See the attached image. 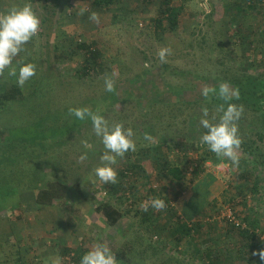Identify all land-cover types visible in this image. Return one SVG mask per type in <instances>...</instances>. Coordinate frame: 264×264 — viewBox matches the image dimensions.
<instances>
[{
	"label": "rangeland",
	"instance_id": "obj_1",
	"mask_svg": "<svg viewBox=\"0 0 264 264\" xmlns=\"http://www.w3.org/2000/svg\"><path fill=\"white\" fill-rule=\"evenodd\" d=\"M160 2L116 0L111 8H102L93 5L92 0H0V13L30 3L41 19L38 34L13 61L17 66L20 61L34 62L37 66L35 76L21 87L7 69L0 74V86L16 84L25 95L23 99L6 102L0 112V125H32L44 115H54L65 105L80 107L86 103V95H93L96 89L75 80L74 70L80 67L79 56L69 58L63 53V50H76L84 39L98 44L114 78L129 79L147 61L161 62L159 52L164 48L170 49L166 61L183 69L217 73L222 70V61L227 59L228 64L238 70L248 64L247 59H241L243 41L237 29L242 27L248 31L246 33H250L251 28L262 30L258 27L261 22L259 11L249 6V0H173L182 7L178 30L165 33L157 29L155 23ZM237 6L243 9L230 27L226 22L231 20L232 8L238 10ZM228 29L229 34L223 33ZM254 37L261 39L257 33ZM220 40L224 41L222 47ZM227 50H234L229 58L224 56ZM249 51L251 56H256L255 45ZM236 52L238 58L235 60ZM151 76L157 84L165 78L163 71L156 67L152 68ZM127 80L120 82L124 90L129 84H141ZM98 83L96 78L91 84ZM148 104L153 106L154 103ZM141 107L142 104L136 103L135 113L139 117ZM161 109L160 105L151 107L147 116L140 120L146 122L148 119L154 123L158 119L153 114H158L156 117L161 119L162 126L168 125ZM79 122L72 137L64 136L62 142L59 139L48 146L50 156L45 159L47 164L40 168L51 177L50 169L66 161V180L73 179L74 182L66 198L68 204L38 205L34 201V190L27 185L18 195L1 200L0 264H16L17 258L25 260V264H80L81 256L97 243L113 248L117 264H244L243 253L233 243L244 241L238 228H248L247 219L254 217L259 220L255 240L264 242V167L257 170V173L261 172L257 191L250 184L242 194L231 199L237 194L236 166L227 158L198 163L197 143L186 153L178 148L174 150L178 162L182 159L190 162L191 173L180 182L160 176L159 168L148 158L141 161L143 167L138 168L136 174L121 175L127 164L118 158L114 165L119 174L116 184L120 182L127 189L124 195V190L117 188L113 198L115 201L122 198L124 215L117 225H109L97 210L98 203L109 196L104 184L94 175L105 149L92 125H83V120ZM47 124L52 126L55 122L50 119ZM136 129L140 130L138 124ZM161 132L167 134L165 130ZM2 135L0 130V137ZM24 141L18 143L25 144ZM82 141H87V147ZM263 141H260L262 148ZM198 148L204 149V146ZM136 152L137 149L129 151L125 156L135 160ZM198 165L199 170L195 169ZM193 174L196 176L191 179ZM44 182L38 184L42 186ZM156 197L165 201L164 208L151 207V201ZM229 208L237 222L225 217ZM180 220L190 227L200 224L179 241L175 237L168 238ZM207 250H212V257H221L220 260L214 259L211 263L203 253ZM261 250L264 248L255 250V260L260 257Z\"/></svg>",
	"mask_w": 264,
	"mask_h": 264
},
{
	"label": "trees",
	"instance_id": "obj_2",
	"mask_svg": "<svg viewBox=\"0 0 264 264\" xmlns=\"http://www.w3.org/2000/svg\"><path fill=\"white\" fill-rule=\"evenodd\" d=\"M249 1L251 2L249 6L259 11L261 22L258 27H261L262 30L259 32L258 29L251 28V32L246 33L248 31H244L242 27H240L241 30L237 29L238 36H242L241 40L243 41L241 59H247L248 63L241 70L229 65L228 59L222 61V70L217 73H204L189 68L183 69L168 61H155L154 63L147 61L145 64L148 67H145L144 64L142 69L136 72L133 77L131 76L129 79L122 76L114 78L104 62V53L96 42H88L84 39L78 43L76 50H63L65 57L79 56L77 60L80 61V67L74 70L75 80L88 83V86L96 89L93 95H86V103L80 107L86 106L93 112H98L107 120H111L110 123L123 122L126 128L131 127L135 131L137 158L131 160L127 156L122 157V161L125 165L127 164V167L121 170V175L136 174L138 168L143 167L141 161L148 158L152 160L157 169L159 168L160 176L180 182L187 178L188 173H191L188 168L190 162L189 159L188 161L182 159L178 162L174 156V150L178 148L180 152L184 150L186 153V150L195 148L196 143L197 149L195 148V150L197 151L198 163H205L209 159H222L209 151L206 145L200 143V137L207 131L203 128L201 120L207 118L212 122H217L222 115L223 108H226L229 103H233L237 106L242 105L244 111L237 122L242 144L238 149L239 164L234 165L238 175V183L235 184L237 194L231 199H235L236 196L243 193L245 188L251 185L254 191L258 190L261 178L259 173L261 172L257 173V170L261 171L264 167V148L260 144V141L264 140V0ZM115 2L116 0H92L93 5L102 8H111ZM229 8L231 9V6ZM237 9L232 8L231 20L226 22V24H230V27L235 24L243 7L237 6ZM181 12L182 7L174 4L173 0H161L157 8V18H155L157 29H161L162 33L176 32ZM229 30L223 33L229 34ZM256 33L261 36L260 40H256L254 37ZM223 44L224 41L220 40V47ZM254 45L255 57L251 56L249 51ZM233 54L234 50H227L224 56L229 58ZM237 58L236 52L234 59ZM153 67L162 70L165 75L161 84H157V80L151 76ZM147 76L148 80L146 79ZM108 77L115 81L112 92L105 91V79ZM96 78H98L99 83L92 86L91 83ZM123 80L140 81L141 84H136L135 87L129 84L124 90L122 89L123 85L120 84ZM221 83H227L232 89H238L239 97L225 101L213 94H210L208 98L202 96L203 88L212 87L218 91ZM0 88V112L7 101L20 100L25 97L24 91L16 84H12L10 87L1 85ZM148 102H153V106H149ZM136 103L142 104V111L139 112L140 117L135 113ZM157 105H160L161 111L165 112L163 119H166L165 121L170 125L162 126L161 119L156 117L158 114H153L158 119L157 122L154 120L153 123L148 119H145L146 122L140 120L142 116H147L146 114L151 107ZM75 107H77L75 104L65 105L54 115H44L32 125L17 127H2L0 125V130L4 134L0 137V202L18 195L19 192L26 189L27 185L34 190V201L38 205L53 206L67 203L66 198L71 188L70 185L74 182L73 179L66 180L68 176L64 166L66 161L59 162L50 169L51 177H48L49 173L44 174L40 168L47 164L45 159L50 156L48 146L51 147V143L57 142L59 139L62 142L64 136H73L72 131L77 128L79 121H81L69 112L70 108ZM205 109H207L206 117ZM111 117L112 119H110ZM50 119L55 122L52 126L47 124ZM83 121V125L84 123L88 126L92 125L88 119ZM136 124L140 126V130L136 129ZM161 130H165L167 134H163ZM138 134L139 137L136 136ZM145 135L151 136L152 139L150 141L145 140ZM18 141H24L25 144L18 143ZM203 146L204 149L198 148ZM199 167L198 165L195 169L199 170ZM62 172L63 177L61 176ZM195 176L196 174H193L191 179ZM41 179L45 181L42 186L38 184L42 181ZM252 179L254 180L252 181ZM37 185L38 188H36ZM104 187L108 196L112 198L117 188L123 189L124 195L127 189L122 187L120 182L115 185L104 184ZM133 187L131 186V188ZM108 198L98 203L97 210L102 213L109 225L115 226L124 215L121 208L123 200L120 198L119 201H115V198H113L114 200ZM247 221L248 228H238V234L244 238V241L236 240L233 245H237L240 252L243 253L244 264H264V259L259 257L255 260L253 256L256 249L264 248L262 240L260 242L255 240L257 237L256 225L259 220L254 217L247 219ZM199 224H194V227ZM194 227H190L186 221L180 220V223H177L167 237H175L179 241L186 233L190 234ZM203 253L211 259V263L214 259L219 261L221 258L212 257V250L203 251ZM15 262L16 264H25V260L22 258H17Z\"/></svg>",
	"mask_w": 264,
	"mask_h": 264
},
{
	"label": "clouds",
	"instance_id": "obj_3",
	"mask_svg": "<svg viewBox=\"0 0 264 264\" xmlns=\"http://www.w3.org/2000/svg\"><path fill=\"white\" fill-rule=\"evenodd\" d=\"M40 24V16L30 3H25L22 7H12L0 13V74L7 69L8 74L16 77V83L21 87L35 76L37 66L31 61L20 62L17 66L13 61L21 51L25 50V45L38 34ZM169 52L168 48L160 50L159 57L162 62H166ZM145 67L148 65L145 64ZM114 87L115 81L111 77L106 78L105 91L112 92ZM201 94L205 98H208L210 94L217 95L225 101L239 97L238 89H232L227 83H221L218 91L216 88L205 87ZM243 111L242 105L229 103L226 108H223L217 122L207 118L201 120L203 128L207 131L200 137V143L206 145L208 150L215 153L217 157L227 158L233 165H238L240 161L238 149L241 147L242 138L237 122ZM69 112L78 120L91 121L92 128L96 136L101 138L105 149L100 156L101 163L94 169V175L105 185H115L119 174L114 165L118 158L137 149L134 129L126 128L123 122L110 123L103 115L93 112L86 106L70 108ZM204 114L206 117L207 109ZM144 139L150 141L152 138L145 135ZM82 143L87 147V141ZM151 207L157 210L162 209L165 207V201L159 197L153 198ZM144 210L147 211V206ZM259 255L261 259H264V250H261ZM117 261L113 248L105 243H97L80 258V264H117Z\"/></svg>",
	"mask_w": 264,
	"mask_h": 264
},
{
	"label": "built area",
	"instance_id": "obj_4",
	"mask_svg": "<svg viewBox=\"0 0 264 264\" xmlns=\"http://www.w3.org/2000/svg\"><path fill=\"white\" fill-rule=\"evenodd\" d=\"M227 211V212H226ZM225 211V217H227L228 220H231V221H234V222H237L235 219V215L233 214L231 208H229V210H226Z\"/></svg>",
	"mask_w": 264,
	"mask_h": 264
}]
</instances>
